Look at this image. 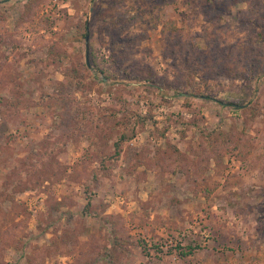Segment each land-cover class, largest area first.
Wrapping results in <instances>:
<instances>
[{"label":"rangeland","instance_id":"rangeland-1","mask_svg":"<svg viewBox=\"0 0 264 264\" xmlns=\"http://www.w3.org/2000/svg\"><path fill=\"white\" fill-rule=\"evenodd\" d=\"M0 264H264V0H0Z\"/></svg>","mask_w":264,"mask_h":264},{"label":"trees","instance_id":"trees-1","mask_svg":"<svg viewBox=\"0 0 264 264\" xmlns=\"http://www.w3.org/2000/svg\"><path fill=\"white\" fill-rule=\"evenodd\" d=\"M226 70V74L229 76L232 72L231 68H225ZM126 136L125 135H121L120 140L118 142H116L114 144V148H115V153H114V158H117L120 156L121 153V148H122V144L126 141Z\"/></svg>","mask_w":264,"mask_h":264},{"label":"water","instance_id":"water-1","mask_svg":"<svg viewBox=\"0 0 264 264\" xmlns=\"http://www.w3.org/2000/svg\"><path fill=\"white\" fill-rule=\"evenodd\" d=\"M85 39H86V41H88V37H86ZM87 55H88V54H87ZM87 65H88V62H87Z\"/></svg>","mask_w":264,"mask_h":264}]
</instances>
